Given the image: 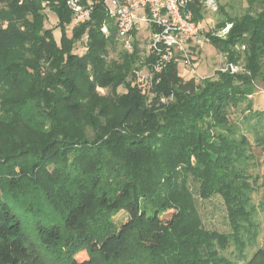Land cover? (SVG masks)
Masks as SVG:
<instances>
[{
	"label": "trees",
	"instance_id": "16d2710c",
	"mask_svg": "<svg viewBox=\"0 0 264 264\" xmlns=\"http://www.w3.org/2000/svg\"><path fill=\"white\" fill-rule=\"evenodd\" d=\"M45 1L56 15L59 42L44 25ZM89 1V18L73 25L69 36L66 27L74 17L67 0H0V88L28 80L40 95L52 85L74 118L83 113L80 98L93 96L97 85L117 88L124 73L121 77V70L105 59L117 27L103 0H80ZM188 7L197 22L203 0H190ZM226 24L224 37L209 31L205 38L228 62L238 66L242 61L250 75L226 71L198 82L185 79L178 64L170 62L153 73L150 100L136 82H122L125 91L116 93L115 106L123 120L135 118L136 128L122 134L104 124L103 131L113 132L116 142L104 151L108 173L91 183L78 180L80 167L69 166L75 164L73 157L62 164L71 171L47 169L51 159L59 161L51 152L57 145L72 144L68 148L77 154L89 149L87 140L70 134L68 126L45 127L39 115L23 119L18 112L11 122L14 137L0 145V264H47L56 256L65 264H264V174L259 182L254 171L264 162V110L253 108L249 97L264 58V9L221 19L216 29ZM78 41L85 47L81 55L72 51ZM154 59L149 52L146 63ZM43 65L56 71L40 84ZM139 66L132 65L130 73ZM161 94H172L173 100L158 103ZM5 100L0 94V133ZM16 105L19 99L9 107L15 112ZM29 180L43 193L23 208L21 188ZM192 185L201 199H223L229 231L204 225ZM260 188L256 204L253 194ZM121 211L127 218L117 224ZM56 212L61 223L53 217ZM65 244L66 251L56 253Z\"/></svg>",
	"mask_w": 264,
	"mask_h": 264
},
{
	"label": "rangeland",
	"instance_id": "374dc122",
	"mask_svg": "<svg viewBox=\"0 0 264 264\" xmlns=\"http://www.w3.org/2000/svg\"><path fill=\"white\" fill-rule=\"evenodd\" d=\"M217 2L219 9L215 12H212L203 6L202 13L199 16L200 18L196 22L198 24L199 31L192 40L193 45H195L196 43L197 46H193L194 48H192V46L190 47L191 63L189 65H184L183 63L178 64L179 73L185 79L194 77L198 82L205 79L214 80L218 78V73H223L226 71L242 73L247 72V74L250 75L249 71L245 70V68L243 67L242 61H240L241 65L238 66L234 65L231 62H228L225 55L218 52L214 48V46L206 40L205 34L210 31L212 34L224 37L227 32L225 34H219L220 29H216V25L219 20L226 19L228 17L238 18L247 12L255 14L262 11L264 9V5L259 3L258 0H255L254 2H250L249 0H217ZM43 5V12L47 16L44 25L47 28L53 29L54 37L56 41L59 42L61 32L59 26L57 25L56 15L50 10V6L46 3V1L43 3ZM4 24L6 25V22H4ZM76 24H78L76 21H72V23L66 27V32L69 36L71 35V27ZM21 28L23 29L24 26H22ZM149 31V27L139 25V27L135 29V33L131 34L126 39L117 37L114 42L108 43V50L105 53L106 64L110 67H116L117 69L121 70V77L124 73V81L122 82H136L142 92L145 95L149 96L148 100L152 99V97L154 96V94L150 91L152 78L151 80H149V74H151L150 72L154 61L146 63L147 55L149 53L147 49V46L149 44ZM104 34L105 36L109 35V30ZM82 40H85V36L82 38ZM72 51L81 55L84 53L85 47L83 46L81 41H78L75 43ZM125 53L129 54L127 55L128 58L127 56H124ZM130 55H136V58L134 60L135 62L129 58ZM29 63L33 64L32 60L29 61ZM135 63L141 64V66L132 69V72L130 73L131 66L135 65ZM122 64H124V66ZM47 65H43L41 69V77L43 79L40 80V84L44 83V77L50 78L56 71L55 67H52V65ZM29 70L30 72L32 71L31 69ZM138 73H142V75H145V80L144 82H142V84H140V82L138 81ZM132 74H134V76ZM90 78H92V76H90ZM122 82L115 89L111 86L108 87L97 85L95 87L93 96L88 94L87 97L80 98V102L83 104V113L80 117L76 118L72 117L62 107L63 105L60 101V98L56 96V91L54 90V88H52V85L46 87L47 93L38 95L39 90H32L29 87L31 82L28 80H24L21 85L16 87L6 84L4 87L0 88V94H2L3 97L5 96L6 99L5 104L3 105L4 107H2L4 114L1 115L3 120V128H1L2 132L0 133V145L3 144V142L7 143L9 139L11 140L14 137L12 135V128L14 125H12L11 122L14 121L15 117L18 118L20 116H18L17 114L22 112V118L25 119L29 115H33L35 113L39 115V118L41 117V119H44L43 122H45V127H49L52 124L54 125L53 128H57L58 125L68 126L67 130L71 131L70 134L79 137L81 139L80 141H82L83 139L87 140L86 145L87 147H89V149H83V151L76 154L77 151L70 152L72 150H70L71 148H68L72 147V144L66 145L67 148L64 146L61 147V145H57L56 148H53L51 152L53 155L52 157H56L59 161L58 163H56L51 159V164H49L47 168L48 171L52 173L57 171L54 169L56 166H58L59 170V168L62 167V164L69 165V159L70 157H73L72 160L75 162V164L69 166L80 167L81 174L78 175V180L80 182L91 183L94 180H98L101 174L103 175L108 173V168L106 165L108 155L104 151L109 147H113L112 142H116V140L110 138L113 133L112 131H119L122 134H131V131L136 128L132 124L135 118L123 120V113L115 106L116 93L125 91V86ZM252 90L253 92L249 97L252 101L253 108L264 110V58L261 61L260 73L255 78H252ZM94 96L96 99L93 98ZM18 99L20 100L21 105H16V110L14 112L12 108L9 107V104ZM170 100H173L172 94H161L158 97V103H166ZM92 101H94L95 104H92ZM235 117L236 114H232V118ZM23 119L22 122L23 124H25L26 120ZM120 120L121 123L119 124L118 121ZM104 124L107 126L109 125V127L112 128L111 134H107L103 131ZM21 130H24V128H21ZM59 137V139H65V137L63 136ZM79 143L81 144V142ZM60 150L62 152L58 153V151ZM63 170L71 171L72 168L64 165L62 167V171ZM254 171L255 174L259 175L260 182L261 176L264 174V162H262V164ZM37 177H39L38 174ZM34 178H36V176H34ZM28 182L30 184L24 182L21 188L23 193L25 192L22 198L23 204L21 205L23 208L26 206L28 207L32 199L38 200V198H40L43 193L32 187L31 180H29ZM191 188L197 203L198 213L204 225L209 229H215L217 231H229L230 224L223 199L218 195H214L209 199H201V197L198 196L196 186L192 185ZM3 191L4 190L0 188V195L3 193ZM262 192L263 189L260 188L253 194L254 203L257 204L259 202L262 197ZM36 204L37 203L34 202L35 206ZM91 209L92 212L95 211V207H92ZM60 216L61 214H59L58 212L53 214L54 219H58L57 221L59 223L62 222L61 219H59L61 218ZM126 218V213L121 211L116 214L115 221L117 224H120L122 221H125ZM65 234L67 235V232H65ZM260 240L261 235L259 237V241ZM66 244L60 249L57 248L56 253L63 254V251H66ZM79 255L80 257H84L86 254L85 252H82ZM54 259H59L58 262H61V264H65V260L62 258L60 259V256H56ZM54 259L52 258L49 262L46 263L59 264ZM62 260H64V262ZM239 264L243 263L240 262Z\"/></svg>",
	"mask_w": 264,
	"mask_h": 264
},
{
	"label": "built area",
	"instance_id": "2783aa9c",
	"mask_svg": "<svg viewBox=\"0 0 264 264\" xmlns=\"http://www.w3.org/2000/svg\"><path fill=\"white\" fill-rule=\"evenodd\" d=\"M190 0H103L107 14L117 27V35L126 39L139 25L150 28L148 52L154 54L149 80L154 72H159L170 62L191 63V42L199 31ZM92 1L82 4L80 0H67L73 11L74 21L83 22L90 16ZM203 6L212 12L219 9L217 0H203ZM230 27L226 24L219 30L225 34ZM108 32L106 24L101 27ZM145 75L138 73L140 84Z\"/></svg>",
	"mask_w": 264,
	"mask_h": 264
},
{
	"label": "crops",
	"instance_id": "0c3cea01",
	"mask_svg": "<svg viewBox=\"0 0 264 264\" xmlns=\"http://www.w3.org/2000/svg\"><path fill=\"white\" fill-rule=\"evenodd\" d=\"M192 42H193V41H192ZM192 42H191V46H192V48H194L193 46H197V45H196V43H195V45H193V43H192Z\"/></svg>",
	"mask_w": 264,
	"mask_h": 264
}]
</instances>
